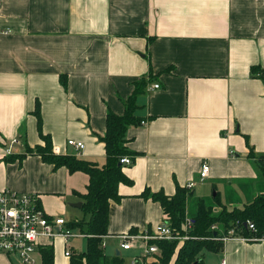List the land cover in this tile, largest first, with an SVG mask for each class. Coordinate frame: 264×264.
<instances>
[{
  "label": "crops",
  "instance_id": "1",
  "mask_svg": "<svg viewBox=\"0 0 264 264\" xmlns=\"http://www.w3.org/2000/svg\"><path fill=\"white\" fill-rule=\"evenodd\" d=\"M253 66L264 69V0H0V191L35 196L49 219L63 214L62 198L82 203L84 173L5 156L43 144L38 105L55 155L103 166L106 114L122 115L145 82L135 97L141 123L126 132L135 155L122 171L132 184H120V201L110 203L105 255L131 251L120 236L151 234L165 219L140 196L146 189L172 196L193 182L188 203L212 204L215 193L225 208H242L263 192L247 158L249 147L264 154V79ZM203 162L209 176L200 182ZM220 242L202 264H264V241Z\"/></svg>",
  "mask_w": 264,
  "mask_h": 264
},
{
  "label": "trees",
  "instance_id": "2",
  "mask_svg": "<svg viewBox=\"0 0 264 264\" xmlns=\"http://www.w3.org/2000/svg\"><path fill=\"white\" fill-rule=\"evenodd\" d=\"M251 75L264 79V69L260 66L251 67ZM61 84L66 88V79L60 78ZM145 82L136 85L133 94L124 102V113L120 116L107 112L105 117V133L99 140L104 144L105 163L98 166L73 155H55L52 150L51 139L41 130V118L39 106L35 108L38 134L43 144L34 148L27 147L24 153L19 155H7L6 163L21 161L28 155L39 156L44 163L53 166V169L66 168L69 173L82 172L87 175L88 181L84 194H78L82 201L81 211L84 217L74 222H68L71 230L86 235V251L71 250L68 264H124L122 256L108 257L105 255L102 244L107 235L109 206L111 202H119L121 196L118 193L120 184L131 185L132 181L122 171L123 165L120 159L125 156L133 157L135 153L127 147L126 132L129 127L141 123L136 111L138 106L135 97L145 87ZM249 161L255 167L262 183L263 192L242 208H225L216 194L213 203L209 204L203 199L194 201V210L189 216L188 198L191 195L189 189L176 186L172 196H166L162 192L149 193L146 189L141 193L144 199L150 198L157 202L163 212L165 221L172 233L177 237L186 236L187 239L150 241L158 247L159 252L154 254L152 262L146 264H202L205 252H218L222 248V238L228 235L230 230L234 236L246 239L259 238L264 234V154L255 155L249 147L247 155ZM220 207L218 213L214 212ZM190 223V228L185 229V223ZM247 223L255 227V231L249 229ZM215 229H212V227ZM41 264H54V252L52 245L39 248ZM145 264V263H144Z\"/></svg>",
  "mask_w": 264,
  "mask_h": 264
},
{
  "label": "built area",
  "instance_id": "3",
  "mask_svg": "<svg viewBox=\"0 0 264 264\" xmlns=\"http://www.w3.org/2000/svg\"><path fill=\"white\" fill-rule=\"evenodd\" d=\"M158 85L149 88L157 89ZM17 143L11 141L10 147L6 150L7 154L11 153V146ZM67 144L74 147L77 153L83 150L84 145L81 142L68 140ZM120 163L125 166L132 164L131 157H122ZM209 176V165L203 162L198 173V180L205 181ZM194 183H187L186 189H191ZM67 222L61 217L49 219L45 213L38 208L37 199L33 195L15 193L10 190L0 191V259L9 261L11 258H17L21 264H37L36 255H39V248L47 246L56 239H61L66 246L64 256H70V241L79 237H86L85 234L71 230L67 227ZM249 229L255 231L252 224L247 223ZM190 228V223L186 221L185 229ZM212 229H215L213 226ZM234 237L233 231L230 230L228 235L222 240ZM120 249L129 250L133 243L140 241L144 245V258L152 257L159 252L154 244L150 241L187 239L175 236L165 219L158 224L151 234H124L120 236ZM249 241H264V235L259 238L246 239ZM104 247V243L102 244ZM1 264V263H0ZM11 264V263H10ZM131 264H140L137 259L131 261ZM144 264V262H143ZM221 264H224L222 261Z\"/></svg>",
  "mask_w": 264,
  "mask_h": 264
},
{
  "label": "rangeland",
  "instance_id": "4",
  "mask_svg": "<svg viewBox=\"0 0 264 264\" xmlns=\"http://www.w3.org/2000/svg\"><path fill=\"white\" fill-rule=\"evenodd\" d=\"M72 203H66L65 204V199L62 198L61 200V205L64 206V210H63V214H56L54 215L55 217H58L59 215L61 216V218H63L65 221L68 222H74V221H78L81 220L83 218L88 219V217H84L83 212L73 208L72 206H70ZM75 204V203H74ZM194 204L192 203H188V211L190 214H192L194 208H193ZM219 211V210H218ZM218 211L214 210L215 213H218ZM157 241V240H156ZM113 244L115 245V243H117V240L112 241ZM53 244V250H54V264H68V259L67 257L64 256L63 251H64V244L62 241L59 240H54L51 242ZM71 246H73L74 250H78L80 252H84L86 251L87 248V240L86 238H82V239H78L76 241H71ZM121 256L124 259V264H131V261L134 260L135 258L139 259V263L143 264V262L146 263H151L153 260L151 257H146L144 258L145 254H144V245L142 242L140 241H136L133 243V247L131 249V251L129 252H122ZM145 259V260H144ZM1 264H21L20 260H18L17 258H11L10 259V263L9 261L6 260H0Z\"/></svg>",
  "mask_w": 264,
  "mask_h": 264
},
{
  "label": "water",
  "instance_id": "5",
  "mask_svg": "<svg viewBox=\"0 0 264 264\" xmlns=\"http://www.w3.org/2000/svg\"><path fill=\"white\" fill-rule=\"evenodd\" d=\"M213 196H215V193H213ZM70 206L74 207V208H80L82 206V203H75V204H71ZM116 256H119V251H116Z\"/></svg>",
  "mask_w": 264,
  "mask_h": 264
}]
</instances>
